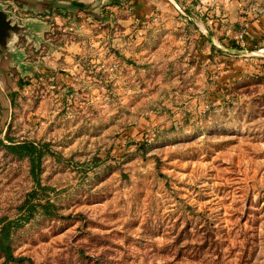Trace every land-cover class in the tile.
Instances as JSON below:
<instances>
[{"label": "rangeland", "instance_id": "obj_1", "mask_svg": "<svg viewBox=\"0 0 264 264\" xmlns=\"http://www.w3.org/2000/svg\"><path fill=\"white\" fill-rule=\"evenodd\" d=\"M62 1L0 0V141L48 145L37 182L0 144L14 254L264 264V0Z\"/></svg>", "mask_w": 264, "mask_h": 264}, {"label": "trees", "instance_id": "obj_2", "mask_svg": "<svg viewBox=\"0 0 264 264\" xmlns=\"http://www.w3.org/2000/svg\"><path fill=\"white\" fill-rule=\"evenodd\" d=\"M10 144L7 145L3 141H0V144L13 156L17 157L19 160H28L30 163V173L37 180L39 178L43 157L48 152V145L46 144H37L29 141L25 142H15L9 138ZM27 204H31L32 206L29 208L30 212L35 210L37 205H33L30 202ZM47 212L49 214H55L50 207H48ZM0 223H4L0 229V252L5 257L6 263L11 264H33L30 259L25 257L16 256L13 252V248L11 247L12 243V228H18L20 223L18 222H7L5 220L0 221Z\"/></svg>", "mask_w": 264, "mask_h": 264}, {"label": "water", "instance_id": "obj_3", "mask_svg": "<svg viewBox=\"0 0 264 264\" xmlns=\"http://www.w3.org/2000/svg\"><path fill=\"white\" fill-rule=\"evenodd\" d=\"M21 31L17 25H13L9 15L2 10L0 5V45L7 46Z\"/></svg>", "mask_w": 264, "mask_h": 264}, {"label": "crops", "instance_id": "obj_4", "mask_svg": "<svg viewBox=\"0 0 264 264\" xmlns=\"http://www.w3.org/2000/svg\"><path fill=\"white\" fill-rule=\"evenodd\" d=\"M12 1V0H6ZM17 1L20 5L23 6L26 10H33L39 9L43 13H48L49 10L54 9L56 5L60 6L62 3L64 4L65 1L62 0H14ZM45 25L46 22H43Z\"/></svg>", "mask_w": 264, "mask_h": 264}]
</instances>
